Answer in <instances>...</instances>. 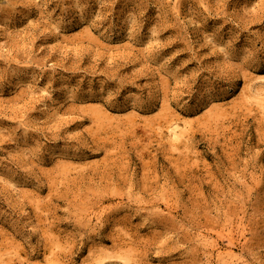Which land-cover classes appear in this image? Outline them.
I'll return each instance as SVG.
<instances>
[{"label":"rangeland","instance_id":"rangeland-1","mask_svg":"<svg viewBox=\"0 0 264 264\" xmlns=\"http://www.w3.org/2000/svg\"><path fill=\"white\" fill-rule=\"evenodd\" d=\"M0 264H264V0H0Z\"/></svg>","mask_w":264,"mask_h":264}]
</instances>
